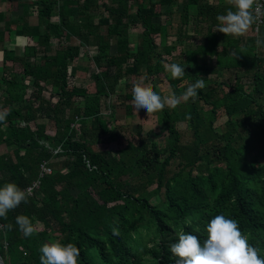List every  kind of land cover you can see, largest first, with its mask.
I'll return each mask as SVG.
<instances>
[{
	"label": "trees",
	"instance_id": "16d2710c",
	"mask_svg": "<svg viewBox=\"0 0 264 264\" xmlns=\"http://www.w3.org/2000/svg\"><path fill=\"white\" fill-rule=\"evenodd\" d=\"M176 3L180 26L171 33ZM35 5V25L25 14L12 22L0 13V44L11 32L34 42L18 55L0 48L4 66L21 63L20 74L0 66V109L9 110L0 123V147L8 151V156L0 153V186L12 182L26 189L38 182L27 203L0 218V225H13L11 231L0 230V261L40 264L41 246L59 240L78 247V264H175L168 251L175 233L183 230L203 240L194 229L220 214L236 219L264 256V47L254 50L253 27L240 38L215 31L216 17L230 7L226 0H36ZM191 13L196 26L206 24L205 32L193 28L195 34H188ZM137 27L141 31L131 40L130 30ZM156 38L164 42L161 51ZM185 41L198 46L186 48ZM179 47L174 63L185 66V75L172 79L163 64ZM82 48L86 54L96 50L88 56L95 72L73 64ZM203 58H213L214 65ZM229 70L233 74L224 80L210 77ZM78 71L93 81L94 92L74 84ZM141 73L166 81L177 95L182 81L184 90L201 77L210 86L198 90L195 102L153 114L156 127L167 134L162 144L140 138L138 125L137 137L116 148V155L95 150L111 131L113 111L106 110L112 109L108 103L120 80L123 99L131 101V79ZM44 91L56 100H46ZM132 108L126 105L125 114L131 116ZM219 108L225 121L216 130ZM48 122L52 135L46 132ZM178 123L191 130V141L181 142ZM247 135L257 142L263 163L248 157ZM57 148L61 152L54 153ZM53 159H60V169L40 175L42 162ZM17 215L32 219L36 234L24 237ZM189 218L191 225L185 223Z\"/></svg>",
	"mask_w": 264,
	"mask_h": 264
},
{
	"label": "clouds",
	"instance_id": "9594fccd",
	"mask_svg": "<svg viewBox=\"0 0 264 264\" xmlns=\"http://www.w3.org/2000/svg\"><path fill=\"white\" fill-rule=\"evenodd\" d=\"M230 6L228 10L216 17L215 31L225 36L240 38L245 36L258 22H264V3L260 0H226ZM256 46H264V38L257 37ZM234 57L236 56L233 54ZM164 70L172 79H180L185 75V66L178 63H164ZM205 81L201 79L189 84L179 95L169 87L167 95H160L151 85L137 81L132 86V106L136 113L144 109L147 115L164 110L165 107L175 109L182 102H195L198 90L205 88ZM8 109H0V123L6 121ZM190 119V113L186 115ZM31 195L30 189H21L12 182L0 186V218L7 219V214L27 203ZM191 225L192 220L186 219ZM15 224L24 237L36 234L32 219L26 215H17ZM11 223L0 225V230L11 231ZM114 235H119L113 229ZM195 233H203V240L199 235L183 230L175 233V242L171 243L168 251L175 259V264H264L262 249L249 243L248 235L242 233L236 219L223 214L215 215L208 220L203 228L197 226ZM40 264H78L80 251L73 243L63 244L59 240L44 243L39 249Z\"/></svg>",
	"mask_w": 264,
	"mask_h": 264
},
{
	"label": "rangeland",
	"instance_id": "374dc122",
	"mask_svg": "<svg viewBox=\"0 0 264 264\" xmlns=\"http://www.w3.org/2000/svg\"><path fill=\"white\" fill-rule=\"evenodd\" d=\"M213 2H215V0H211ZM180 2V1H179ZM227 3V2H226ZM181 9V5L180 3H176V5L173 6V10H174V17H173V25L171 26L170 31L171 33H175L176 32V28H178L180 26L179 24V12ZM53 19L56 21L57 20V16H53ZM191 21L189 26H187V30L189 31L188 34L190 35H194L195 33L193 32V28H198L199 32L203 33L205 32V28H206V24L205 23H200V25L196 26L195 24V20H194V16L193 13H191ZM161 22L164 21L163 17H160L159 19ZM141 29L139 27L135 28V29H131V35L132 38L131 40L135 39L136 34L138 35L140 33ZM250 32V31H249ZM249 32L243 36L246 37L249 35ZM256 37H261L264 38V35H259ZM170 40H173V38H169L167 40V43L170 42ZM25 41V39H24ZM27 42V41H26ZM33 42V41H32ZM28 43H31V41L29 40ZM156 43L159 45L158 50L161 51L162 50V42L161 39L156 38ZM186 43V48H196L198 46V41H185ZM165 44H166V40H165ZM4 46V48L6 49H12L14 50V52L18 55L21 54V51L23 50V46L24 43L21 42V40H14L11 41V44H4L1 45L0 44V48H2ZM254 50L258 51L259 49H262L264 46L261 47H257L256 44L254 46ZM114 48H112L111 51H113ZM182 50V47L176 48L175 50H173L171 52V54L168 56H165V63H169V62H177L179 59V52ZM85 50L82 48L79 50V55L78 57L75 59V61L73 62V64L76 66H80V67H84L86 68V72L92 73L96 71V68L92 65V63L89 60L88 56H92L94 55L95 51L93 49H87V54L84 52ZM196 60V58H195ZM199 61V58L197 59ZM203 63L209 65V66H213L214 65V59H205L203 58ZM37 64V63H36ZM0 66H2L5 70H8L9 67L11 69H13V73H17L20 74V66L21 63L20 62H16V63H7L4 66V63L0 62ZM77 78L74 82V84L76 86H80L83 88H86V90L88 92H94V83L91 79H87L85 76V72L83 71H78L77 73ZM233 74V71L229 70V71H224L222 73H210V77L216 80H224L226 77H228L229 75ZM123 79L120 80V85L117 86L116 89V97L110 99L109 101V105H112V109L111 107H109V109L106 110V112H110L113 111V115L111 116L110 122H109V126H110V133L108 135V139L106 142L102 143V144H98L95 147V150H110L112 151V153L114 155H116V148H121L123 147L126 142L129 140H134L136 136V128L138 125L141 126V131H140V138L147 140L148 142H155L157 144H162L163 142H165L166 138H167V134L166 132H163V130H161L160 128L156 127V121H155V116L152 115H147L146 111L144 109H141L138 113H136L134 111V109L132 108L131 111V116H128L125 114V106L126 105H130L132 106L131 101H125L123 99V94L125 93V88L123 86ZM131 81H135V83L137 81H142L145 84L151 85L155 87V90L158 94L160 95H167L168 93V89L169 86L167 85L166 81H162L156 77H147L144 73H141V75H139L137 77V79H131ZM246 88L248 89V82L243 80ZM185 84V81H182L180 86H179V90L180 93L184 90L185 87H183ZM205 89H207L210 85L207 86V84L205 83ZM46 90V89H45ZM54 91V89H52ZM179 93V94H180ZM42 96L47 100H56V97L49 99V92L48 91H44L42 93ZM73 100L78 101L80 99L74 98ZM108 101V100H107ZM183 103V102H182ZM205 109L204 107H202L201 105L199 106V110ZM218 115H217V120L214 124V128L216 130H219L220 126L223 124V122L225 121V116L224 113L222 111L221 108H219L217 110ZM68 121H72L69 117H67ZM40 122H44L46 123L47 120H39ZM79 121H74V127L78 128V123ZM177 128L180 132L181 135V142L182 143H187L189 141H191L192 139V132L191 130L186 126V124L184 123H178L177 124ZM53 123L52 122H48L46 125V132L47 134L52 135L53 133ZM104 137V136H102ZM137 137V136H136ZM244 143H245V147L247 150V155L249 158H255L256 161L258 163H263V159L261 157V149L259 148L257 142L255 141V139H253L252 136H246L244 139ZM7 149L5 146H1L0 147V153H5L6 156H8L7 153ZM50 169H51V173L52 171H58L60 169L59 165H60V159H53L51 161L48 162L47 164ZM172 172L175 170V166H172L170 169ZM72 194H75V191H71ZM157 202L156 198H152L151 199V203L155 204ZM39 228L41 227V225L38 226Z\"/></svg>",
	"mask_w": 264,
	"mask_h": 264
},
{
	"label": "crops",
	"instance_id": "0c3cea01",
	"mask_svg": "<svg viewBox=\"0 0 264 264\" xmlns=\"http://www.w3.org/2000/svg\"><path fill=\"white\" fill-rule=\"evenodd\" d=\"M35 2L36 0H0V13L4 15V18L6 21H12V22L17 21L19 18L23 16V14H25L24 17L27 18V20H29L28 24L35 25L36 24V12H37V7L35 5ZM52 21L55 22L53 18H52ZM56 21H58V18ZM13 28H14V25H13ZM14 40H21V42H23L24 45L30 44L28 43V41L30 40L29 38L25 39L24 41L22 37L16 36L14 35L13 32H11L10 35L4 37V41L3 43H1V45H4V44L6 45L9 43L11 44V41H14ZM30 41L31 43H34L32 42V40ZM2 48H4V46ZM93 50L95 51L94 53H96V50L95 49Z\"/></svg>",
	"mask_w": 264,
	"mask_h": 264
},
{
	"label": "built area",
	"instance_id": "2783aa9c",
	"mask_svg": "<svg viewBox=\"0 0 264 264\" xmlns=\"http://www.w3.org/2000/svg\"><path fill=\"white\" fill-rule=\"evenodd\" d=\"M260 2L264 3V0H260ZM263 24H264V22H258L257 24L253 25V29L252 30H253V33L256 36L259 35L260 29L263 26ZM53 152L54 153H59V152H61V150L59 148H57ZM47 164H48V162H42V164L40 165V169H41L40 175H42V174H50L51 173V169H50V167ZM86 166L90 167L88 162L86 163ZM37 187H38V182H34L30 187H28L26 189H30L31 190V195H32V191L34 189H36Z\"/></svg>",
	"mask_w": 264,
	"mask_h": 264
},
{
	"label": "water",
	"instance_id": "95a60500",
	"mask_svg": "<svg viewBox=\"0 0 264 264\" xmlns=\"http://www.w3.org/2000/svg\"><path fill=\"white\" fill-rule=\"evenodd\" d=\"M0 264H3V263L0 261Z\"/></svg>",
	"mask_w": 264,
	"mask_h": 264
}]
</instances>
